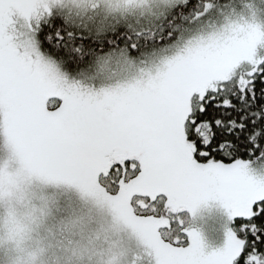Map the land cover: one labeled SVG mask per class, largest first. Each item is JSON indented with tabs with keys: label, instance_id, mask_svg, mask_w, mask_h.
I'll return each instance as SVG.
<instances>
[{
	"label": "snow or ice",
	"instance_id": "obj_1",
	"mask_svg": "<svg viewBox=\"0 0 264 264\" xmlns=\"http://www.w3.org/2000/svg\"><path fill=\"white\" fill-rule=\"evenodd\" d=\"M42 7L0 0V130L21 163L104 192L154 264H264V178L240 158L264 139V66L253 58L264 33L230 25L142 83L85 94L12 43L13 17ZM50 97L63 102L57 110ZM208 199L233 222L222 249L204 253L195 231L186 245L160 234L171 224L158 208L176 214Z\"/></svg>",
	"mask_w": 264,
	"mask_h": 264
},
{
	"label": "clouds",
	"instance_id": "obj_2",
	"mask_svg": "<svg viewBox=\"0 0 264 264\" xmlns=\"http://www.w3.org/2000/svg\"><path fill=\"white\" fill-rule=\"evenodd\" d=\"M130 238L146 249L99 189L0 163V264H139Z\"/></svg>",
	"mask_w": 264,
	"mask_h": 264
},
{
	"label": "rangeland",
	"instance_id": "obj_3",
	"mask_svg": "<svg viewBox=\"0 0 264 264\" xmlns=\"http://www.w3.org/2000/svg\"><path fill=\"white\" fill-rule=\"evenodd\" d=\"M82 1L88 3L87 0H60L62 5L69 9L73 7L81 8V6L78 5L82 4ZM90 1L97 3L96 6L92 5L88 7L93 11L91 15L95 19H87L86 17L81 19V22H87L89 24H102L104 20L108 22L112 21L110 18H115L123 13V6L128 8L129 13L126 14V16H129L126 18L128 21L142 23L147 21L151 22L152 13L160 11L166 4H174L177 2V0H115L114 3H109L107 0ZM45 2L46 0H43L44 5ZM53 2L59 3V0H54L50 4L48 3V6L52 5ZM82 8H84V6ZM260 10V4L250 0H233L223 6L211 9L204 8V10L194 16L197 18L191 21L179 41L171 45L167 50L158 52L154 55L147 53L142 56L143 58L140 59L139 62H134L132 64L123 57L122 59L124 61H119L120 59L115 57L112 59L110 58L103 63L97 64V67H93V71L86 74L85 77H77L81 78V80L77 81L76 78L71 80L67 75L62 74L54 64L48 62L38 51L33 34L34 27L38 24L41 16L39 17V15L34 14L28 19L13 17L14 23L9 29V35L11 36L12 43L21 54H27L32 59L39 60L48 65L52 72L66 86L74 87L85 94H100L104 92V90L107 91L112 87L121 88L134 86L148 80L163 69L167 60L178 54H182L189 44L195 41L206 43L209 36L214 33H222V31L230 25H254L261 33H264ZM42 12H48V9L43 10L42 7ZM157 15H159V13L155 14L154 18H157ZM137 16H140V18H136ZM225 39L228 38L225 37ZM263 43L264 40H261L255 47H261ZM244 64H247V61H245ZM55 99H59V97H50L49 110L53 111ZM50 100H53V103H50ZM3 133L7 147L4 161H11L12 157H15L21 162L9 142L8 135L5 132ZM249 168L253 176L264 178V161L259 164H250ZM180 211L185 213L182 222V226L185 227V229L183 227L181 228L182 233L184 232L187 236L186 232L188 231L197 232L200 236L204 253H211L225 246L226 233L232 229V220L229 218L227 209L219 200L208 199L201 202L195 209L186 207ZM190 220L191 222L188 227V221ZM170 232L171 230L164 234H170ZM164 234L163 237H165ZM130 239L134 246L143 249L140 250V254H137L138 261L140 256L139 264H150V260L151 263L154 264V258L150 255L148 250L145 249L141 243L135 241L134 238ZM187 242L186 240V244Z\"/></svg>",
	"mask_w": 264,
	"mask_h": 264
},
{
	"label": "trees",
	"instance_id": "obj_4",
	"mask_svg": "<svg viewBox=\"0 0 264 264\" xmlns=\"http://www.w3.org/2000/svg\"><path fill=\"white\" fill-rule=\"evenodd\" d=\"M52 1L54 0L45 2L44 6L48 12H42V8L38 10L37 15L41 17L34 27L33 37L42 56L54 64L62 74L67 75L71 80L76 78L77 81L81 80L77 77H85L86 74L93 71V67H97V64L110 58L115 57L119 58V61H124L123 57L132 64L139 62L143 58L142 56L147 53L154 55L167 50L179 41L191 21L197 18L194 17L197 13H200L204 8L223 6L233 0H177L174 4H166L160 11L152 13L151 22L143 23L128 21L126 19L129 17L126 16L129 13L128 8L123 6V13L115 18H110L112 20L110 22L104 20L102 24L81 22V19L85 17L95 19L91 15L93 11L88 8L97 5L93 1L87 0L88 3L82 1V4L78 5L81 8L73 7L74 9L63 6L60 0L59 3L53 2L48 6V3L50 4ZM250 1L257 2L261 6L264 30V0ZM83 6L84 8H82ZM157 13H159L158 17L154 18ZM136 18H140V16ZM254 50L256 51H254L253 58L264 66V43L261 47H255ZM118 88L112 87L108 90ZM50 103H53V100H50ZM62 103L60 99H55L53 111L57 110ZM5 152H7L5 136L0 130V163L5 160ZM262 152H264V139L260 140V147L253 150V155H249L247 149H243L240 158L250 161V164H259L264 161L260 158ZM157 211L163 213L171 224L167 231H161L160 234L163 236L165 232L171 230L170 234L166 233L164 236L168 238L179 236L186 244L187 236L181 231L185 213L179 211L172 214L160 208ZM190 222L191 220L188 221V227ZM232 227L233 222L231 221ZM183 228L185 229V227ZM134 249L136 254H140L142 248L134 246ZM150 264H152L151 260Z\"/></svg>",
	"mask_w": 264,
	"mask_h": 264
}]
</instances>
